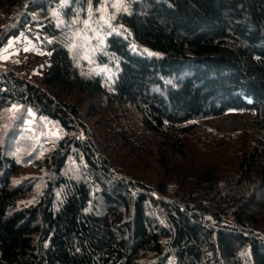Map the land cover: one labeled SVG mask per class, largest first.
I'll list each match as a JSON object with an SVG mask.
<instances>
[{"label":"trees","instance_id":"trees-1","mask_svg":"<svg viewBox=\"0 0 264 264\" xmlns=\"http://www.w3.org/2000/svg\"><path fill=\"white\" fill-rule=\"evenodd\" d=\"M99 1L65 0L64 13ZM126 3L116 17L123 28L108 33L98 56L112 65L109 81L79 65L58 25L29 9L0 38L1 48L37 22L50 38L41 83L0 66V120L19 105L65 131L38 163L49 176L30 203L31 185L15 182L22 163L0 139V264H264V0ZM34 4L44 11L53 0ZM98 97L113 113L134 105L161 136L240 110L253 114L257 135L222 180L218 167L204 168L192 171L190 188L184 181L168 193L164 180L154 188L119 174L98 146L81 119L82 104L93 111ZM71 157L79 167L68 168Z\"/></svg>","mask_w":264,"mask_h":264},{"label":"rangeland","instance_id":"rangeland-1","mask_svg":"<svg viewBox=\"0 0 264 264\" xmlns=\"http://www.w3.org/2000/svg\"><path fill=\"white\" fill-rule=\"evenodd\" d=\"M34 1L0 2V38L15 27L18 17L29 9L35 21L47 23L45 20H52L58 25L79 65L88 72L99 73L107 81L111 80L112 65L100 62L98 56L104 49L108 33L123 28L116 17L127 9L126 0H100L96 6L89 4L74 15L64 13L65 0H53L44 11L38 9ZM41 26L38 22L27 24L19 34L9 37L0 48V66L14 69L41 83L49 63V52L44 43L50 40L39 31ZM142 50L151 53L147 48ZM64 94L75 98L78 92ZM95 106L94 114H91L90 102H84L81 119L90 128L98 146L112 159L119 174H129L154 188L164 180L168 193L180 188L184 181L190 188L192 171L199 172L204 168L218 167L222 180L236 170L238 160L257 135L253 114L248 111H228L202 117L190 132L170 130L168 135L161 136L142 125L141 116L132 104L121 106L119 112L113 113L112 104L106 98L98 97ZM0 129V139L3 137L10 148L9 154H14L22 163L15 182L31 185L23 201L33 202L43 192L49 176V172L38 163L58 147L65 131L57 122L19 105H12L3 113ZM125 129L127 138L121 134ZM70 167H79L74 157L68 162ZM262 216L264 227V214Z\"/></svg>","mask_w":264,"mask_h":264}]
</instances>
